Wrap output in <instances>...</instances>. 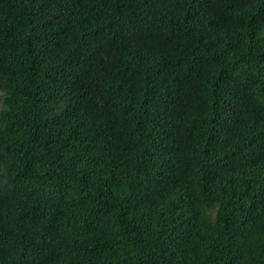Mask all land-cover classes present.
<instances>
[{"label":"trees","instance_id":"obj_1","mask_svg":"<svg viewBox=\"0 0 264 264\" xmlns=\"http://www.w3.org/2000/svg\"><path fill=\"white\" fill-rule=\"evenodd\" d=\"M0 264H264V0H0Z\"/></svg>","mask_w":264,"mask_h":264}]
</instances>
